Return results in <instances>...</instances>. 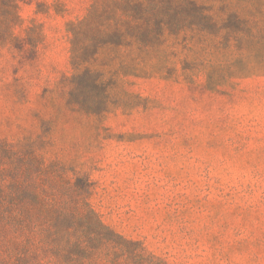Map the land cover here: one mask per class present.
<instances>
[{
	"label": "rangeland",
	"instance_id": "rangeland-1",
	"mask_svg": "<svg viewBox=\"0 0 264 264\" xmlns=\"http://www.w3.org/2000/svg\"><path fill=\"white\" fill-rule=\"evenodd\" d=\"M93 1L20 4L16 40L0 44V144L32 146L65 181L88 179V202L134 250L264 264V41L239 48L228 23L200 47L181 30L145 60L153 75L116 76L111 109L88 113L69 102L67 26ZM198 56L234 77L209 89Z\"/></svg>",
	"mask_w": 264,
	"mask_h": 264
},
{
	"label": "trees",
	"instance_id": "trees-1",
	"mask_svg": "<svg viewBox=\"0 0 264 264\" xmlns=\"http://www.w3.org/2000/svg\"><path fill=\"white\" fill-rule=\"evenodd\" d=\"M26 1L0 0V44L16 40L12 30L22 23L20 4ZM217 5L226 14L216 12ZM228 23L239 48L264 41V0H94L82 19L67 26L70 104L108 112L114 78L153 75L156 66L145 60L165 38L189 28L203 47L210 27ZM193 61L205 71L209 89L234 77H215L205 58ZM45 161L32 146L0 144V264H168L144 248L134 250L141 243L103 222L88 202V179L65 181L64 170Z\"/></svg>",
	"mask_w": 264,
	"mask_h": 264
}]
</instances>
